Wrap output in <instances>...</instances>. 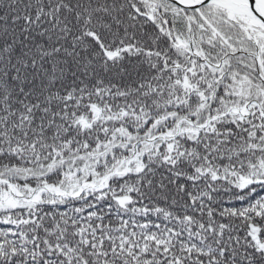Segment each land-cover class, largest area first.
<instances>
[{"label":"snow or ice","instance_id":"snow-or-ice-1","mask_svg":"<svg viewBox=\"0 0 264 264\" xmlns=\"http://www.w3.org/2000/svg\"><path fill=\"white\" fill-rule=\"evenodd\" d=\"M0 264H264V0H0Z\"/></svg>","mask_w":264,"mask_h":264}]
</instances>
